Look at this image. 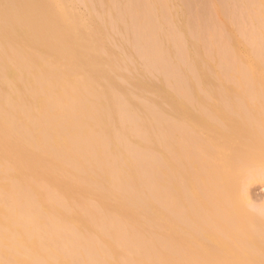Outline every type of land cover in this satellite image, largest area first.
<instances>
[{
	"label": "bare ground",
	"instance_id": "bare-ground-1",
	"mask_svg": "<svg viewBox=\"0 0 264 264\" xmlns=\"http://www.w3.org/2000/svg\"><path fill=\"white\" fill-rule=\"evenodd\" d=\"M260 179L264 0H0V264H264Z\"/></svg>",
	"mask_w": 264,
	"mask_h": 264
},
{
	"label": "rangeland",
	"instance_id": "rangeland-1",
	"mask_svg": "<svg viewBox=\"0 0 264 264\" xmlns=\"http://www.w3.org/2000/svg\"><path fill=\"white\" fill-rule=\"evenodd\" d=\"M246 187L247 196L250 204L260 207L264 204V180H257L248 183Z\"/></svg>",
	"mask_w": 264,
	"mask_h": 264
}]
</instances>
